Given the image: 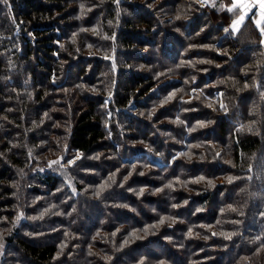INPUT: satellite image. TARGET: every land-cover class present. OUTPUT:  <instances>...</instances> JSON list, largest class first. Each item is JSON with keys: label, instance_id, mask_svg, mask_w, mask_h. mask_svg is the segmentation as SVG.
<instances>
[{"label": "trees", "instance_id": "trees-1", "mask_svg": "<svg viewBox=\"0 0 264 264\" xmlns=\"http://www.w3.org/2000/svg\"><path fill=\"white\" fill-rule=\"evenodd\" d=\"M155 1L0 0V264H264V33L210 0L196 40L174 13L201 2ZM147 100L165 120L140 116ZM151 133L163 153L133 143ZM182 141L203 150L168 157ZM148 157L206 177L167 198L146 175L140 194L125 171Z\"/></svg>", "mask_w": 264, "mask_h": 264}, {"label": "rangeland", "instance_id": "rangeland-1", "mask_svg": "<svg viewBox=\"0 0 264 264\" xmlns=\"http://www.w3.org/2000/svg\"><path fill=\"white\" fill-rule=\"evenodd\" d=\"M198 2H201L202 5L194 4V6H191L188 9H185V8L183 9V7H180V8H177L176 12L174 13V16H178L177 19H175V20L176 21L177 20L180 21L183 25H185L186 28L188 27V29H189L190 33L192 34V36L195 34L194 36L196 37V40H199V39H202V38L205 39L207 37V35H205L206 30L211 29V31H213L215 29L214 25L204 24L203 22L206 20V17L205 16L200 17L201 13L199 11H195V10H199V9L204 8V6H209L210 4H207V3L208 2L210 3L211 1L210 0H198ZM234 2L238 3V4L245 5L246 7H240L239 10H238V13L233 16L232 21L230 23V27L231 28H232V25L234 24V22L239 19L240 15H243L245 17L248 13H250L251 10H254V13L252 11V17H253L255 23L260 28L264 27V9H261L260 6H259L260 0H255V1H251V0H232V3H234ZM159 3H160V0H156L155 1L156 5H158ZM161 8L162 7H159L158 9H161ZM193 9H195V10H193ZM160 12L166 13L167 15L169 14L167 12V10L160 11ZM192 14L194 16V19H192V21H189L186 24V21H188V19H189L188 18L189 15H192ZM207 25H208V27L204 30L203 28L205 26H207ZM201 27H202V30H204V31L201 30ZM192 36H190V38ZM171 41H169V43L165 44V45L169 46L168 47V50H169L168 52H170V53L174 50V46L171 47V45H172V44H170V43H172ZM174 41H175L176 44H178V40H174ZM161 45H159V44L158 45L157 44L156 45L155 44L151 45L150 41L149 42H145V50H150L149 49L150 47L155 48V47L161 46ZM189 46H192V48H195L197 46H203V45H192V44H189ZM219 50H220V48H219ZM175 53L176 52L174 51L173 54H175ZM129 55L134 57V58L139 57V56H135L134 53L133 54L130 53ZM138 55H140V54H138ZM147 55H148L147 59H149V57L153 56L152 53H148ZM164 55L167 56V54H164ZM218 62L221 63L222 61L219 60ZM231 65H233V64H231ZM135 66L139 67L141 69L142 68L143 69L144 68L145 69H149L150 64H149L148 61H146L145 64H137ZM177 76L178 75H173L172 76V74H170V72H164L159 77H157V81L163 80L166 77H168V79H172V78H175ZM165 90L168 91V97H167V100H168L171 95L172 96L176 95L179 89H178L177 86L171 84L170 87L166 86V88H164L162 91L165 92ZM157 102H158L157 100H155V101L150 100V102L148 100L145 101L142 104V106L139 108V113H141L140 116L141 117L142 116L145 117V119L147 117L149 120H152L155 123H156L155 120H158V121L161 120V122H162V120H165V118L159 114V111H160L159 108H158L159 103H157ZM199 112H202V111H199ZM197 113H196V115H200V114H197ZM163 126H167V125H163ZM138 129L140 131L145 130L144 132H147V133L149 131V128L146 127V125L144 127L141 124H139ZM162 132H163V134H165L164 133L165 132L164 129H162ZM165 135H167L166 139L172 140V141H176L170 134H165ZM150 136H151L150 139H149L150 143L151 144H156L155 147L150 146V143H145V135H143L142 139L135 140V141H133V143H135L137 145L140 144V145H143L145 147H149V148L153 149L154 151H156L158 154L163 153V151H165L167 147L163 148V146L161 145L162 143L159 140H157L154 137H152L153 134L150 135ZM193 143L194 142H191V143H188L186 145V143L184 141H182V142H179L178 144H176V146L173 145L172 149L170 147V150H169L170 154H168V157H172V159H173L178 154L181 153L180 155L185 160H191L193 158H197L198 152H196V150L198 149L197 151H199V148H200V151H202L203 150L202 149L203 144L202 143H197L196 145H193ZM185 145H186V147H185ZM214 145L217 147L218 150L221 149V145L220 144L214 143ZM155 148L159 149L160 151L155 149ZM94 155H95V152H92L91 157L94 156ZM147 159L150 162L145 160L144 158L140 159L139 161H136L134 163L135 164L134 167L137 168L135 171H134V169H135L134 167H132V168L129 167V168H127V171H125V179L128 178V179H130V181L132 183L135 182L137 184H139V183L141 184L139 189H138V193H140V194H142V192H145V195L146 194L148 195V192L146 191V187L149 185V181L148 180L145 181L146 175L151 176V175L154 174L156 177L158 176L160 178L159 179L160 183L149 187L150 190H151L149 193L156 195L157 193H160L159 191H161V192L165 191L167 193V195H166L167 198L169 197V194L173 195L172 193H174V192L171 193L170 191H179L178 189H179L180 186L186 188V190H193L194 188L190 187L188 184L191 185L192 182L194 181V179H198L197 181H200L204 177H206L204 175L203 176L199 175V176H196V177H194L193 175H190L189 177H187V179H185L186 181L183 180L184 178L178 179L179 176L172 177L171 179H168L170 177V174L167 175L166 177H160L162 175H157L158 171L156 170V169H158V164H157L158 162L155 163V161L150 159L149 157ZM105 164L101 163L100 167L104 166ZM230 167H232V165H229L228 168L230 169ZM230 170H232V168ZM176 173L177 172L171 173V176L176 174ZM209 177H210V179H212V182L214 184L217 183V184L223 185L225 183V181H227L226 180V172L225 173H221V175L212 174ZM177 179H178V181H177ZM140 181H142V182H140ZM189 181H192V182L190 183ZM169 185H171V186L169 187ZM166 201H167V199H166ZM119 217L122 218V219L125 218V216L121 215V214L119 215ZM178 258L179 257H177V259ZM177 261H180V260L178 259Z\"/></svg>", "mask_w": 264, "mask_h": 264}, {"label": "snow or ice", "instance_id": "snow-or-ice-1", "mask_svg": "<svg viewBox=\"0 0 264 264\" xmlns=\"http://www.w3.org/2000/svg\"><path fill=\"white\" fill-rule=\"evenodd\" d=\"M5 2H6V0H5ZM259 6H260L261 9H264V0H260V4H259ZM240 7H246V6L234 2V3L231 4V7H230L228 10H229V11H232V10H234V9H238V8H240ZM244 18H245V17H244L243 15H240V16H239V19L236 20V21L234 22V24L232 25V29H233L234 31H237V30L239 29V25L243 22ZM226 31H227V30H226ZM261 31H262V33H264V27L261 28ZM77 158H78V157H77ZM68 163H69V164H73L74 161H69ZM170 186H171V185H169V187H170ZM101 187H104V186H101ZM97 194H99V193H97ZM160 223H161V224L164 223V220L162 219V220L160 221Z\"/></svg>", "mask_w": 264, "mask_h": 264}, {"label": "crops", "instance_id": "crops-1", "mask_svg": "<svg viewBox=\"0 0 264 264\" xmlns=\"http://www.w3.org/2000/svg\"><path fill=\"white\" fill-rule=\"evenodd\" d=\"M251 1H255V0H251Z\"/></svg>", "mask_w": 264, "mask_h": 264}]
</instances>
